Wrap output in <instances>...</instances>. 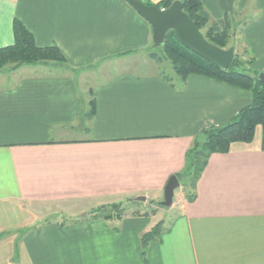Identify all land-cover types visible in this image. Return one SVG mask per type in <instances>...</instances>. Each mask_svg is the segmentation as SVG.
<instances>
[{"label": "crops", "instance_id": "1", "mask_svg": "<svg viewBox=\"0 0 264 264\" xmlns=\"http://www.w3.org/2000/svg\"><path fill=\"white\" fill-rule=\"evenodd\" d=\"M200 1L211 23L240 28L264 72V0ZM15 19L68 63L0 69V264H264L261 134L212 154L195 189L180 181L169 219L160 212L202 131L227 125L251 92L160 73L146 52L161 46L127 0H0V48ZM113 204L121 217L90 218Z\"/></svg>", "mask_w": 264, "mask_h": 264}, {"label": "trees", "instance_id": "2", "mask_svg": "<svg viewBox=\"0 0 264 264\" xmlns=\"http://www.w3.org/2000/svg\"><path fill=\"white\" fill-rule=\"evenodd\" d=\"M175 0H160L155 5L161 9L169 7ZM183 10L194 21L202 31L210 25V16L203 8L200 0H180ZM153 5L151 0L146 2ZM15 42L8 47L0 48V69L6 66L17 68L21 65L57 64L67 65V59L61 50L55 46L39 47L33 34L26 28L22 21L15 19L13 23ZM231 23L225 18L219 23H212L205 33L206 39L220 48H226L231 34ZM163 52L171 63L176 74L185 81L191 75H202L217 82L225 83L235 88L251 92L253 101L227 124L220 127H211L203 130L201 136L204 141L197 139L186 153V163L182 174L177 175L179 181L189 180L188 184L195 189L212 154L228 153L231 146L237 142L251 143L255 139L257 128H261V148L264 150V82L261 81V71L252 70L255 60L250 57L241 58L238 54L232 66L222 70L218 66L206 61L202 57L183 46L175 37L173 31L166 35L165 42L161 46ZM246 53H248L246 51ZM249 54V53H248ZM150 57L158 64L162 59L155 53ZM253 74H251V73ZM96 112L95 100L89 117ZM195 198L188 196L187 200ZM160 206V205H159ZM124 204H113L102 206L92 212L91 219L108 220L113 217H121L124 213ZM152 211V210H151ZM164 231L163 223L156 224L149 232L141 238L143 254H146L148 246L161 239Z\"/></svg>", "mask_w": 264, "mask_h": 264}, {"label": "water", "instance_id": "3", "mask_svg": "<svg viewBox=\"0 0 264 264\" xmlns=\"http://www.w3.org/2000/svg\"><path fill=\"white\" fill-rule=\"evenodd\" d=\"M128 3L140 14L152 27L153 41L156 46H162L166 35L173 31L176 39L192 52L206 61L218 66L222 70L229 69L236 57L234 48L228 50L220 48L209 42L194 21L183 10L182 2L175 0L169 7L161 9L156 5H148L140 0H127ZM264 82V72L260 74ZM180 187L177 176H172L165 188L164 207L173 205L175 190ZM145 201L144 197L138 198Z\"/></svg>", "mask_w": 264, "mask_h": 264}, {"label": "rangeland", "instance_id": "4", "mask_svg": "<svg viewBox=\"0 0 264 264\" xmlns=\"http://www.w3.org/2000/svg\"><path fill=\"white\" fill-rule=\"evenodd\" d=\"M140 1H143V2H147L148 0H140ZM158 2V1H157ZM157 2H152V4L153 5H155ZM211 24L212 23H210V25L207 27V28H205V29H203L202 30V33L205 35V33L207 32V30H208V28L211 26ZM239 30H240V28L239 27H236V28H234L232 31H231V34H230V40H229V43H228V45H227V47L226 48H224V49H226V50H228V49H230V48H234L235 49V51H236V55L238 54L241 58H244V57H250V56H248L249 54L248 53H246V49H245V47L239 42V39H238V35H239ZM145 52H146V50H145ZM155 53V54H157L161 59H162V62H161V64H159L158 66H159V71H160V73H166V74H172L174 71H173V68H172V66H171V63H170V61L168 60V58L166 57V55H165V53L163 52V49L161 48V47H151L150 49H148V51L146 52V53ZM141 63H143V66L141 65V66H139L140 68V71L142 72L143 70H146V67H145V64H146V55L145 56H143L142 55V59L140 60V59H138ZM23 66V65H22ZM25 66V65H24ZM61 66H63V65H61ZM100 66V64H98L97 66H95V67H92V68H96V67H99ZM20 67V66H19ZM11 68H13V66H6V67H4V68H2L1 70H3L4 72L5 71H7V72H10L11 70H13V69H11ZM11 69V70H10ZM250 69H252V70H256V69H254V66H252V67H250ZM259 71V70H258ZM23 72H26L25 70L24 71H21V70H19V71H17V74H20V75H18V76H23L22 75V73ZM263 71L261 70V73H262ZM251 73V72H250ZM251 74H253V73H251ZM261 128L260 127H258L257 128V132H256V135H257V137H259L260 136V134H261ZM204 141V139H203V137L202 136H200V139H199V142H203ZM181 183H182V185H186L187 187H188V190L190 189V186L188 185V184H190V182H189V180H186V179H182L181 180ZM187 187H186V190H187ZM181 190L180 189H178L177 190V193L178 192H180ZM190 191H191V189H190ZM163 201V200H162ZM156 205L157 206H159V204H158V202L156 203ZM160 207V206H159ZM150 210H151V208H150ZM160 212H161V214H162V217H165V218H163V219H169V217H170V215H171V213L169 212V207H161V209H160Z\"/></svg>", "mask_w": 264, "mask_h": 264}]
</instances>
